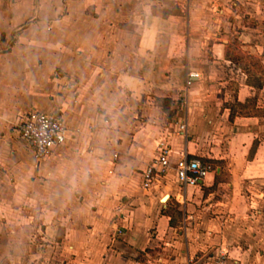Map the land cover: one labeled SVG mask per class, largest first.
<instances>
[{
  "label": "crops",
  "instance_id": "crops-1",
  "mask_svg": "<svg viewBox=\"0 0 264 264\" xmlns=\"http://www.w3.org/2000/svg\"><path fill=\"white\" fill-rule=\"evenodd\" d=\"M32 111L69 130L42 161L19 131ZM163 141L172 167L211 173L143 189ZM220 252L264 264V0H0V264Z\"/></svg>",
  "mask_w": 264,
  "mask_h": 264
},
{
  "label": "built area",
  "instance_id": "built-area-1",
  "mask_svg": "<svg viewBox=\"0 0 264 264\" xmlns=\"http://www.w3.org/2000/svg\"><path fill=\"white\" fill-rule=\"evenodd\" d=\"M51 29V28H49ZM199 75L190 73L187 86L191 87ZM21 138L30 147L37 160L42 161L49 157L56 148L64 146L68 141L69 130L64 120L54 114H45L38 111L29 113L19 125ZM180 134L187 133V125L180 126ZM158 157L143 173V189L151 190L153 184L160 177H164L174 169L180 183L184 187L199 186L211 173L212 167L200 159L183 157L172 167L170 161L171 149L166 142H161L158 147ZM190 264H230L228 254L220 252L208 261H191Z\"/></svg>",
  "mask_w": 264,
  "mask_h": 264
},
{
  "label": "trees",
  "instance_id": "trees-1",
  "mask_svg": "<svg viewBox=\"0 0 264 264\" xmlns=\"http://www.w3.org/2000/svg\"><path fill=\"white\" fill-rule=\"evenodd\" d=\"M159 103H163L164 108L167 111H170L171 107V101L169 100H160L158 101ZM248 111H253L254 114L260 113V111H256V109L252 106V103L250 102L249 104L242 105L240 103H236L233 108H232V119L235 117L236 114H247ZM205 163V162H204ZM208 164V163H205ZM210 165V164H208Z\"/></svg>",
  "mask_w": 264,
  "mask_h": 264
},
{
  "label": "rangeland",
  "instance_id": "rangeland-1",
  "mask_svg": "<svg viewBox=\"0 0 264 264\" xmlns=\"http://www.w3.org/2000/svg\"><path fill=\"white\" fill-rule=\"evenodd\" d=\"M159 250H161V249H159Z\"/></svg>",
  "mask_w": 264,
  "mask_h": 264
}]
</instances>
